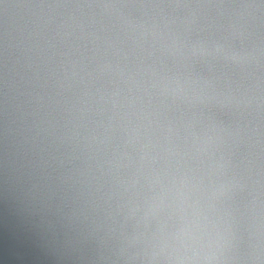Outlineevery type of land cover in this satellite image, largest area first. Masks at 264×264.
<instances>
[{
  "label": "clouds",
  "instance_id": "clouds-1",
  "mask_svg": "<svg viewBox=\"0 0 264 264\" xmlns=\"http://www.w3.org/2000/svg\"><path fill=\"white\" fill-rule=\"evenodd\" d=\"M0 264H264V0H0Z\"/></svg>",
  "mask_w": 264,
  "mask_h": 264
}]
</instances>
